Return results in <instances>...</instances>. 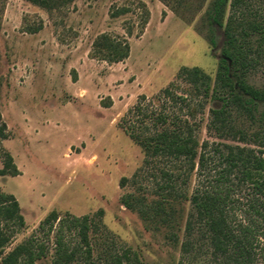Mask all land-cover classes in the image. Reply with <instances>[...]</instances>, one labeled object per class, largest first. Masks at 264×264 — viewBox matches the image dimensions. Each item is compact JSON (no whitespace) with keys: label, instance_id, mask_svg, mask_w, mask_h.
I'll list each match as a JSON object with an SVG mask.
<instances>
[{"label":"rangeland","instance_id":"1","mask_svg":"<svg viewBox=\"0 0 264 264\" xmlns=\"http://www.w3.org/2000/svg\"><path fill=\"white\" fill-rule=\"evenodd\" d=\"M209 2L74 0L48 10L28 0H0V113L7 125V137L0 138V168L10 153L21 172L0 176V188L17 198L26 220L25 227L12 233L6 251L32 238L47 247L38 263L51 264L60 222L51 232L40 223L56 210L63 220L85 215L92 220L94 255L82 253L75 264H115L116 256L129 248L140 253L141 264H222L210 255L199 227L190 236L189 249H174L146 230L137 210L122 204L130 194L145 203L156 198L162 172L173 166L162 156L148 164L127 128L155 134L173 126L158 120L167 114L208 143L206 152L216 146H246L215 129L214 103L183 72L194 67L211 76L217 72L226 37L205 16ZM242 7L252 17L264 15V0H245ZM121 9L126 13L115 16ZM103 33L127 39L129 57L109 62L96 56L93 43ZM246 78L264 89V55ZM257 104L259 114L264 102ZM232 110L237 127L249 133L260 129ZM216 163L211 160L204 171L197 165L189 178L182 172L187 183L181 179V187L193 193L208 184ZM248 192L236 189V206H245ZM189 213L194 214L192 208ZM63 239L70 248L80 244L78 231L69 227H64ZM185 239L187 235L181 242ZM256 250L252 264H264V239Z\"/></svg>","mask_w":264,"mask_h":264},{"label":"trees","instance_id":"2","mask_svg":"<svg viewBox=\"0 0 264 264\" xmlns=\"http://www.w3.org/2000/svg\"><path fill=\"white\" fill-rule=\"evenodd\" d=\"M28 1L53 10L74 0ZM244 3L245 0H210L205 16L210 25L214 29L219 28L226 37L217 72L211 76L200 67L185 68L183 72L197 90L214 103L211 113L215 129L233 134L246 146L225 145V149L216 146L213 152H206L208 143H201L189 125L185 126L181 121L172 122L167 114H160L158 120L173 126L166 125L155 134H138L136 130L127 128L129 135L142 147L148 164L151 158L162 156L173 166L162 172V183L158 185L156 198L145 203L130 194L123 197L122 204L127 209L137 210L146 230L157 233L165 244L174 249L180 245L185 250L189 249L193 243L190 236L199 227L208 239L210 255L215 261L221 259L222 264H252L258 254L256 249L260 239H264V111L256 114L257 102H264V89L250 84L246 78L264 55V15L252 17L242 7ZM231 10L232 14L229 13ZM124 13L125 9L117 10L115 16ZM210 41L216 45L213 30ZM93 50L102 60L121 62L129 57L131 47L127 39L103 33L94 41ZM166 92L171 94L169 89ZM232 108L258 123L260 129L249 133L247 129L237 127L231 119ZM6 131L7 125L2 122L0 113V138L7 137ZM4 159L0 176L21 174L10 153H6ZM215 159V169H218L208 184L198 187L193 193L181 187L182 172H187L189 178L197 165L198 170L204 171L206 165ZM184 182L186 180L181 183ZM243 187L249 191L246 204L236 206L234 193ZM191 208L194 211L192 215L189 213ZM57 220L60 226L56 232L55 257L51 264H75L82 253L91 258L95 249L90 217L85 215L63 220L53 210L40 223V228L49 226L48 231L51 232ZM25 225L17 198L0 188L1 264H39L38 261L46 256L45 244L36 243L32 238L6 251L12 233ZM64 227L78 231L79 248H70L64 243ZM183 235H187L185 242H181ZM114 263L141 264L143 260L138 251L129 248L116 256Z\"/></svg>","mask_w":264,"mask_h":264}]
</instances>
